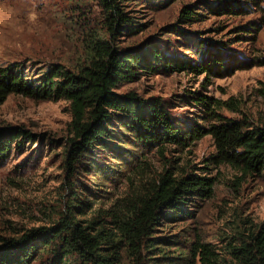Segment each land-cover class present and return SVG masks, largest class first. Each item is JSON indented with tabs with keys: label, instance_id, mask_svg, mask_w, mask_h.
I'll return each mask as SVG.
<instances>
[{
	"label": "trees",
	"instance_id": "trees-1",
	"mask_svg": "<svg viewBox=\"0 0 264 264\" xmlns=\"http://www.w3.org/2000/svg\"><path fill=\"white\" fill-rule=\"evenodd\" d=\"M96 1L104 13L105 32L90 34L88 59L76 70L57 63L28 76L21 63L0 67V103L9 94L68 101L70 137L61 138L64 169L70 178L68 188L75 187L72 180L79 170L85 174L95 171L92 184L103 186V169L97 159L100 151L119 149L124 154L129 152L128 145L160 152L170 147L182 150L205 135L212 137L215 147L210 164L227 165L240 177L264 179V123L221 112L224 108L240 113L237 99L221 100L200 90L189 92V102L203 113L186 123L170 112L161 97L118 91L144 73L185 71L207 78L226 76L250 65L264 66V55L246 58L227 43L206 38L196 39L188 56L170 53L152 40L121 46L115 41L121 28L136 31L134 19L124 9L128 0ZM245 2L218 0L213 4L205 0L202 5L219 15L236 14L242 12ZM203 14L186 5L178 20L193 22ZM180 34L192 42L187 33L181 30ZM39 138L45 143L58 142V138L32 133L23 126H1L0 158L8 155L12 143L21 148ZM213 185V177L165 168L147 181L123 210L105 214L99 210L89 218L84 216L92 208V201L75 193L51 225L32 227L18 237H2L0 264H29L38 257L47 259L48 264H175L172 260L181 257L168 255L169 249L160 245L174 241L154 237V233L165 220L190 216V208L197 201L211 197ZM190 259L191 264H264V220L242 219L222 249L195 240Z\"/></svg>",
	"mask_w": 264,
	"mask_h": 264
},
{
	"label": "rangeland",
	"instance_id": "rangeland-1",
	"mask_svg": "<svg viewBox=\"0 0 264 264\" xmlns=\"http://www.w3.org/2000/svg\"><path fill=\"white\" fill-rule=\"evenodd\" d=\"M204 1L128 0L124 9L134 19L136 31L121 28L115 41L121 46L157 41L170 53L188 56L194 41L206 38L223 41L246 58L264 55V0H246L241 13L220 15L206 10ZM206 1L215 4L218 0ZM186 5L204 13L203 17L193 22L179 21ZM0 7L4 9L0 67L21 63L28 76H36L57 63L76 70L88 59L90 34L105 32L104 13L96 0H0ZM31 13L36 14L35 20L29 19ZM181 30L192 37V42L184 40ZM130 90L144 97H161L170 112L186 123L203 113L189 102V92L198 90L221 100L232 97L241 103L240 113L223 108L224 115L245 116L264 123V66L250 65L226 76L209 78L185 71L144 73L118 88L119 92ZM70 120V106L64 99L9 94L0 103V127L23 126L32 133L58 138V142L50 143L35 139L21 148L12 143L8 155L0 158V242L2 237H18L32 227L51 225L75 193L92 201L86 218L99 210L101 214L123 210L134 194L165 168L214 178L211 197L197 201L190 208V216L163 221L154 233V237L174 241L160 245L169 249L168 255L181 257L172 260L177 264L192 263L190 247L195 240L222 249L242 219L264 220V179L240 177L227 165L210 164L215 151L210 135L182 150L170 147L160 152L128 145L129 152L124 154L119 149L100 151L97 159L103 169V186L92 184L95 171L85 174L79 170L72 180L75 187L68 188L70 178L64 169L61 138L70 137ZM47 261L38 257L29 264H48Z\"/></svg>",
	"mask_w": 264,
	"mask_h": 264
},
{
	"label": "clouds",
	"instance_id": "clouds-1",
	"mask_svg": "<svg viewBox=\"0 0 264 264\" xmlns=\"http://www.w3.org/2000/svg\"><path fill=\"white\" fill-rule=\"evenodd\" d=\"M3 15H4V9L2 7H0V25H2ZM29 19L30 20H35L36 19V14L35 13H31L29 15Z\"/></svg>",
	"mask_w": 264,
	"mask_h": 264
}]
</instances>
